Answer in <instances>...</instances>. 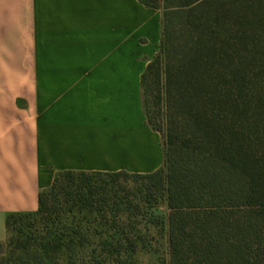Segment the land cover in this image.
<instances>
[{
    "label": "trees",
    "instance_id": "16d2710c",
    "mask_svg": "<svg viewBox=\"0 0 264 264\" xmlns=\"http://www.w3.org/2000/svg\"><path fill=\"white\" fill-rule=\"evenodd\" d=\"M140 1L163 13L141 83L164 165L57 173L35 212L7 216L0 264H88L92 235L100 257L149 250L161 202L169 264H264V0Z\"/></svg>",
    "mask_w": 264,
    "mask_h": 264
},
{
    "label": "crops",
    "instance_id": "0c3cea01",
    "mask_svg": "<svg viewBox=\"0 0 264 264\" xmlns=\"http://www.w3.org/2000/svg\"><path fill=\"white\" fill-rule=\"evenodd\" d=\"M162 16L140 0H0V240L61 171L164 165L141 83Z\"/></svg>",
    "mask_w": 264,
    "mask_h": 264
},
{
    "label": "rangeland",
    "instance_id": "374dc122",
    "mask_svg": "<svg viewBox=\"0 0 264 264\" xmlns=\"http://www.w3.org/2000/svg\"><path fill=\"white\" fill-rule=\"evenodd\" d=\"M161 135V142L163 143V134ZM155 215H158L162 220H164V228H160L153 225L149 220H152L151 216H148L146 220H143L140 224V228L143 230L144 237L149 243V250H140L134 255H120L119 257H107L98 255L100 249L97 248L98 242L101 240L100 237L92 235L93 245L89 249L96 250V254L93 258L88 257V264H97L98 260L103 261L102 264H169L170 255L168 247V235H167V215L168 207L165 202H161L153 212ZM91 254V253H90ZM1 256V253H0ZM106 257V258H104Z\"/></svg>",
    "mask_w": 264,
    "mask_h": 264
}]
</instances>
